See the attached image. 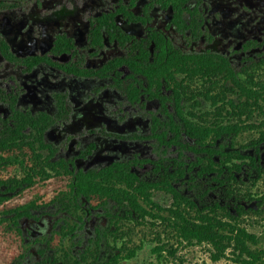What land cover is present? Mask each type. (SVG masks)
Wrapping results in <instances>:
<instances>
[{"label":"flooded vegetation","instance_id":"flooded-vegetation-1","mask_svg":"<svg viewBox=\"0 0 264 264\" xmlns=\"http://www.w3.org/2000/svg\"><path fill=\"white\" fill-rule=\"evenodd\" d=\"M257 72L264 0H0V239L12 245L0 264H122L115 205L151 214L159 189L187 216L194 181L223 193L264 163L263 133L248 154L208 142L242 131L218 136L222 124L255 128L241 114L264 97ZM191 124L214 128L204 144ZM116 163L152 183L138 209L91 189V172ZM48 171L65 188L7 207Z\"/></svg>","mask_w":264,"mask_h":264},{"label":"rangeland","instance_id":"rangeland-1","mask_svg":"<svg viewBox=\"0 0 264 264\" xmlns=\"http://www.w3.org/2000/svg\"><path fill=\"white\" fill-rule=\"evenodd\" d=\"M255 76L256 82L260 81L264 87V74L257 72ZM203 81L196 80L200 85ZM256 86L259 87L257 84ZM261 90L264 92L263 88ZM253 109L251 113H242L241 116L244 119L251 117L255 128H242L241 133L234 139H218V142L216 139H208V142L212 143L209 147L230 151L235 149L248 154L264 131V97L259 96V104ZM3 173L19 175L18 177L23 174L18 165L6 166ZM227 178L228 173L224 176V179ZM208 181L212 183V179ZM66 182L67 178L47 177L46 180L39 181L12 198L7 207L35 197L50 200L65 188ZM210 183L202 185L200 180L194 181L189 186V198L194 201V205L190 204V208H187L188 203H181V207L190 211V215L187 216L192 217L201 213H214L227 223L223 232L230 233L234 227L246 228L253 235L247 242L258 253L256 260L253 258L239 260L242 258L233 248H228L221 258L214 259V245L182 237L177 229L180 216L176 213L177 210L182 211L177 208L178 204L173 202L171 195L158 189L153 195L157 205L145 202L151 214L145 216L135 214L128 218V215L124 214L125 207L118 208L115 205L120 214L124 215L123 223H120L118 230L127 234L123 242L126 247L114 249V252H119L120 258L123 257L122 264H264V163L259 166L246 165L244 169L235 170L230 184L223 187V193L209 191ZM1 238L5 240L0 239V247L12 246L7 236Z\"/></svg>","mask_w":264,"mask_h":264},{"label":"trees","instance_id":"trees-1","mask_svg":"<svg viewBox=\"0 0 264 264\" xmlns=\"http://www.w3.org/2000/svg\"><path fill=\"white\" fill-rule=\"evenodd\" d=\"M244 107L246 108L247 106ZM213 129L214 128L211 127L210 124L205 127L191 124V134L196 138V142L200 144H204L206 142V138ZM227 130H237L239 132L241 130V126L237 123L231 125L222 124L221 130L217 132L218 136ZM262 133L263 135L260 140L264 139V131H262ZM2 142H5L6 144L8 141L3 140ZM196 147L198 146L192 145V148L196 149ZM50 176L53 175L48 171L47 177ZM32 179L34 180V173L32 174ZM91 182V189L93 190L95 196L114 197L123 202H128L134 209L139 208L138 192H142L147 194V196H150L147 192L152 186V183L141 186V184L138 183L136 174L125 168L122 163H116L102 169L92 171ZM122 182H127L128 187H122ZM81 188L84 189L85 187ZM190 203L194 205V201L191 200ZM176 213L180 216V220L177 223V229L180 231L182 237L214 245V259L221 258L226 253L228 248H233L236 252L238 251L239 256L242 258H239V260L246 261L252 258L256 260V258H258V253L254 251L247 242V239L253 238V235L249 233L246 228L234 227L233 231H230V233L223 232L222 230L226 229L225 224L227 223L226 221L219 219L214 213H201L197 216V218L188 217L183 212L178 210Z\"/></svg>","mask_w":264,"mask_h":264}]
</instances>
